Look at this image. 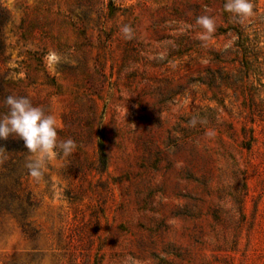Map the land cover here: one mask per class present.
<instances>
[{"label":"rangeland","instance_id":"obj_1","mask_svg":"<svg viewBox=\"0 0 264 264\" xmlns=\"http://www.w3.org/2000/svg\"><path fill=\"white\" fill-rule=\"evenodd\" d=\"M251 2L240 23L225 0H0V66L22 79L9 95L77 145L39 181L20 157L32 236L2 214L0 264H264V0Z\"/></svg>","mask_w":264,"mask_h":264},{"label":"clouds","instance_id":"obj_2","mask_svg":"<svg viewBox=\"0 0 264 264\" xmlns=\"http://www.w3.org/2000/svg\"><path fill=\"white\" fill-rule=\"evenodd\" d=\"M223 9L240 23L254 14L251 0H225ZM196 23L204 29L199 37L201 40H207L216 31L215 23L209 16L197 17ZM121 31L125 39H132L133 31L129 25H124ZM230 46L231 43L224 45L225 48ZM61 60L62 57L56 51H50L46 56L51 68ZM3 103L7 111L0 112V141L12 138L22 142L28 153L24 166L34 180L39 181L43 177L49 162L57 155L62 154L67 158L75 152L77 145L73 139L58 140V122L43 107L33 105L25 96L9 95ZM131 262L132 258L128 257V264Z\"/></svg>","mask_w":264,"mask_h":264},{"label":"trees","instance_id":"obj_3","mask_svg":"<svg viewBox=\"0 0 264 264\" xmlns=\"http://www.w3.org/2000/svg\"><path fill=\"white\" fill-rule=\"evenodd\" d=\"M110 7H113V0H109ZM7 20L5 7L0 4V63L3 61V51L5 48V40L3 26ZM236 36V45L241 49H246L249 42V34L241 25L232 28ZM27 69V68H26ZM43 74L48 77L44 68L41 69ZM21 71L15 68L2 69L0 66V112H6L4 105L5 97L22 82L21 78H14L12 74H19ZM28 79V71L25 72ZM99 156L103 158V145L98 142ZM26 152L22 142L9 138L6 141H0V216L4 213L12 214L19 220L23 231L32 236L29 223L25 221L27 209L31 205L29 196L24 195L22 183L20 182V165L19 159Z\"/></svg>","mask_w":264,"mask_h":264}]
</instances>
